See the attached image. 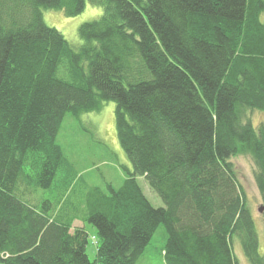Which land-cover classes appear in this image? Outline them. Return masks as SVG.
<instances>
[{
    "label": "trees",
    "instance_id": "1",
    "mask_svg": "<svg viewBox=\"0 0 264 264\" xmlns=\"http://www.w3.org/2000/svg\"><path fill=\"white\" fill-rule=\"evenodd\" d=\"M86 2L103 14L75 49L41 10ZM261 13L264 0H0V264H136L160 226L164 264H238L235 239L264 264L230 161L251 157L264 205V123L246 121L264 114ZM108 101L133 168L117 189L80 183L56 142L66 114ZM75 221L96 229L93 262Z\"/></svg>",
    "mask_w": 264,
    "mask_h": 264
},
{
    "label": "rangeland",
    "instance_id": "2",
    "mask_svg": "<svg viewBox=\"0 0 264 264\" xmlns=\"http://www.w3.org/2000/svg\"><path fill=\"white\" fill-rule=\"evenodd\" d=\"M44 23L59 31L67 42L75 49L82 45L78 35V28L85 22L99 19L103 10L101 7L85 3L83 12L74 16L66 17L62 11L42 9ZM260 21L264 24V13L260 15ZM115 103L108 101L103 103L100 110L80 115L73 118L66 114L57 135V144L61 146L65 158L68 160L72 174L82 178L80 183L88 187H100L105 189L109 184L113 188H119L123 181L129 177L133 168L119 146L115 128ZM246 121L258 128L264 123V114L258 111H249ZM234 174L242 186L248 206L255 222L258 236L259 253L264 255V205L254 182L255 165L249 155L237 154L230 159ZM71 173V172H70ZM136 181L145 196L154 208H163L164 204L148 182L140 176ZM22 190V188H20ZM33 194L30 202L37 203L41 193L48 191L39 190ZM263 208L262 212L259 211ZM74 226H81L88 235L86 254L90 261L96 258V250L99 246L96 229L88 223L75 221ZM166 242V233L160 226L151 238L143 256L136 264H164L162 248ZM232 250L238 264H249L243 255L238 240H233Z\"/></svg>",
    "mask_w": 264,
    "mask_h": 264
},
{
    "label": "water",
    "instance_id": "3",
    "mask_svg": "<svg viewBox=\"0 0 264 264\" xmlns=\"http://www.w3.org/2000/svg\"><path fill=\"white\" fill-rule=\"evenodd\" d=\"M263 208H260L259 211L262 212Z\"/></svg>",
    "mask_w": 264,
    "mask_h": 264
}]
</instances>
